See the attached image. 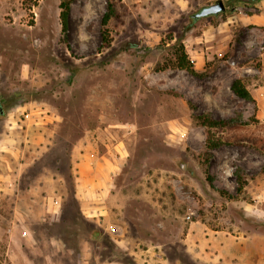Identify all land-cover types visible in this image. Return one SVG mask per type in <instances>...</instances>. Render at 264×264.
<instances>
[{"label":"rangeland","instance_id":"1","mask_svg":"<svg viewBox=\"0 0 264 264\" xmlns=\"http://www.w3.org/2000/svg\"><path fill=\"white\" fill-rule=\"evenodd\" d=\"M112 1L0 0V264H264V0Z\"/></svg>","mask_w":264,"mask_h":264},{"label":"trees","instance_id":"2","mask_svg":"<svg viewBox=\"0 0 264 264\" xmlns=\"http://www.w3.org/2000/svg\"><path fill=\"white\" fill-rule=\"evenodd\" d=\"M74 0H60L59 3V8H60V13L59 17L61 20V26H62V31L65 32L67 30V21L69 17V12H70V6L71 3ZM106 12L103 14L101 23H102V39L106 44H109L110 39L108 35V30L106 29V25L108 23V20L116 14L114 3L112 0H107V7H106ZM175 55V66L178 69H183L186 71H189L191 73L195 72L193 68L192 62L188 59L186 52L184 51V47L182 44H179V49L174 52ZM199 74V73H198ZM231 90L235 95L242 99L246 100H252L251 94L248 91V89L245 87L243 82L240 79H234L231 82L230 85ZM197 120H200V123L208 128L207 134H206V148L208 154H210L211 150L223 143L221 139L215 138L213 135V132L211 131L212 128H216L217 126H224V125H229L232 123V120H226V119H214L210 116H205V115H197L195 116ZM230 124L229 126H231ZM262 127H264V123H262ZM250 140L254 146H257L260 148L262 151H264V138L261 136H251ZM244 180L242 179L241 176L238 177L237 180V188L236 190L239 192L243 185H244Z\"/></svg>","mask_w":264,"mask_h":264},{"label":"water","instance_id":"3","mask_svg":"<svg viewBox=\"0 0 264 264\" xmlns=\"http://www.w3.org/2000/svg\"><path fill=\"white\" fill-rule=\"evenodd\" d=\"M226 11V7L223 0H214L209 5L201 7L193 17L203 18L208 16H216Z\"/></svg>","mask_w":264,"mask_h":264},{"label":"crops","instance_id":"4","mask_svg":"<svg viewBox=\"0 0 264 264\" xmlns=\"http://www.w3.org/2000/svg\"><path fill=\"white\" fill-rule=\"evenodd\" d=\"M181 3L184 5H187V0H181ZM263 6V3H262ZM237 20L241 23V24H252L254 26H263L264 27V8L263 10H261V12H255V13H251V14H244L243 17L240 16L238 13H235ZM264 58V55H263ZM262 64H264V62L262 61Z\"/></svg>","mask_w":264,"mask_h":264},{"label":"flooded vegetation","instance_id":"5","mask_svg":"<svg viewBox=\"0 0 264 264\" xmlns=\"http://www.w3.org/2000/svg\"><path fill=\"white\" fill-rule=\"evenodd\" d=\"M0 111H1V108H0Z\"/></svg>","mask_w":264,"mask_h":264}]
</instances>
